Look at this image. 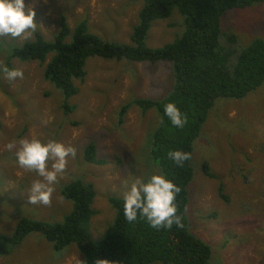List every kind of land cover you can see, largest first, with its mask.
Listing matches in <instances>:
<instances>
[{
  "label": "rangeland",
  "instance_id": "obj_1",
  "mask_svg": "<svg viewBox=\"0 0 264 264\" xmlns=\"http://www.w3.org/2000/svg\"><path fill=\"white\" fill-rule=\"evenodd\" d=\"M34 7L40 32L52 40L64 16L71 29L86 19L89 31L108 41L130 43L132 27L144 0H26ZM231 30L240 47L264 39V0L243 9H229L220 22ZM184 30V16L175 8L165 19L155 20L146 37L152 48L173 41ZM35 32V33H36ZM0 37V68L21 69L23 78L9 81L0 71V235L10 236L22 217L60 222L72 210V202L60 194L64 185L81 178L94 185L96 213L90 234L98 239L112 222L115 210L108 196L123 197L136 179L162 173L153 157V132L160 124L155 109L142 112L132 106L118 125L121 106L135 97L162 98L172 90V65L127 59L89 57L83 82L69 98L74 108L64 111L63 94L44 78V62L8 59L11 49L34 38ZM70 41V35L66 39ZM55 140L76 150L53 185L49 205L28 202L35 171L17 163L15 152L23 139ZM93 142L96 158L88 162L85 147ZM13 143L16 148L9 150ZM191 158L193 179L188 186L186 218L189 230L210 245L211 262L264 264V82L242 98L219 97L208 111ZM206 162L212 177L203 172ZM222 184L221 194L219 185ZM226 197V199H224ZM212 212L216 216L206 218ZM75 244L54 249L37 232L0 253V264H82ZM152 264H164L154 262ZM173 264V263H168Z\"/></svg>",
  "mask_w": 264,
  "mask_h": 264
},
{
  "label": "trees",
  "instance_id": "obj_2",
  "mask_svg": "<svg viewBox=\"0 0 264 264\" xmlns=\"http://www.w3.org/2000/svg\"><path fill=\"white\" fill-rule=\"evenodd\" d=\"M254 2L256 0H144L138 11L139 20L129 36L130 43L108 41L90 32L86 19L71 29L66 18L61 16L52 40L36 32L33 39L13 47L9 60L44 62L51 54L43 76L62 92L61 105L66 113L74 108L69 98L79 90L75 80L84 81L89 57L171 63L172 90L159 99L135 97L124 103L119 111L118 125L123 124L133 105L142 112L155 109L160 115V124L153 132L152 154L159 161L162 173L181 187L175 200L181 225L173 223L171 227L156 229L140 215L129 222L124 217L123 197L108 196L115 210L114 218L105 233L93 239L89 226L96 213L92 206L95 187L75 178L60 190L62 197L72 202L71 212L60 222L20 218L12 235H0V253L6 251L9 244L17 245L27 234L37 232L56 250L75 244L83 254L82 264H152L157 261L217 264L211 262L210 245L189 230L186 218L188 186L193 179V143L217 98H242L264 82V39L257 37L240 47L237 36L231 30H222L220 25L226 10L243 9ZM175 8L184 16L182 33L159 47L147 46L146 37L153 21L167 18ZM69 35L70 41H67ZM169 102H174L187 117L182 128L173 125L165 115L164 107ZM94 145L93 142L86 145L84 158L103 164L102 159L96 158ZM174 150L190 153V159L177 165L168 155ZM203 172L210 178L213 176L206 162ZM221 189L222 184L219 185L220 194ZM214 216L216 213L212 212L205 217Z\"/></svg>",
  "mask_w": 264,
  "mask_h": 264
},
{
  "label": "clouds",
  "instance_id": "obj_3",
  "mask_svg": "<svg viewBox=\"0 0 264 264\" xmlns=\"http://www.w3.org/2000/svg\"><path fill=\"white\" fill-rule=\"evenodd\" d=\"M34 7L26 0H0V37L13 39L25 37L35 33L40 25L36 19ZM9 81L23 78L21 69L0 68ZM164 113L177 128H182L187 117L174 102L164 107ZM9 150L16 145L9 143ZM17 163L24 169L35 171L42 180L34 181L28 191V202L33 205H49L54 192L53 185L58 176L63 174L68 158L75 157L76 150L69 145L55 140L43 142L38 138L23 139L15 152ZM169 158L177 165L190 159V153L174 150L169 151ZM181 187L164 173H154L146 181L134 180L123 194L124 217L133 222L138 215L144 217L150 226L156 229L171 227L173 223L181 225V218L177 215L176 196Z\"/></svg>",
  "mask_w": 264,
  "mask_h": 264
}]
</instances>
